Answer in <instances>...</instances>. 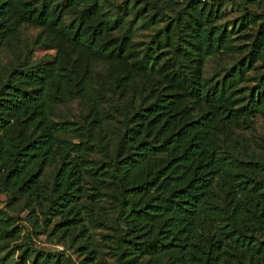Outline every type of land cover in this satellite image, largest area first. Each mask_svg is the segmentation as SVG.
<instances>
[{
	"label": "trees",
	"instance_id": "trees-1",
	"mask_svg": "<svg viewBox=\"0 0 264 264\" xmlns=\"http://www.w3.org/2000/svg\"><path fill=\"white\" fill-rule=\"evenodd\" d=\"M229 1L0 0V48L27 24L34 44L57 50L0 82V193L56 217L51 232L77 241L83 264H108L92 234L102 227L115 264H264V160L236 135L264 117V71L242 85L264 52L256 12L238 17L256 27L248 54L204 75L208 57L239 48L234 24L218 22ZM139 19L154 31L136 45ZM75 98L89 100L81 119L57 118ZM19 236L0 209V251ZM12 255L0 264L70 260Z\"/></svg>",
	"mask_w": 264,
	"mask_h": 264
},
{
	"label": "rangeland",
	"instance_id": "rangeland-1",
	"mask_svg": "<svg viewBox=\"0 0 264 264\" xmlns=\"http://www.w3.org/2000/svg\"><path fill=\"white\" fill-rule=\"evenodd\" d=\"M210 1V0H207ZM231 0L226 4L224 17L218 22L227 25L228 29L231 26L236 27L233 43L239 48H235L232 52L218 53L208 57L204 67V75L221 76L225 69L231 66L236 60L248 54L251 48L253 34L256 27L253 24L238 27V17L245 12H256L258 20H264V0ZM245 6V7H244ZM154 31L153 27H144L142 19L137 21V26L134 31L133 41L136 45L141 44L149 38V35ZM39 33V28L32 25H23L18 36L9 43L0 48V82L5 79L10 68L19 62L31 61L41 62L51 60L56 55V48L45 49L41 45L34 44V40ZM262 57L258 59L257 71L248 72V80L243 82V87L252 86L254 84L256 72L264 71V52ZM93 68L95 71L104 73L106 65L101 62H94ZM96 73V72H95ZM89 107L88 98H75L66 102L58 103L54 106L57 118L80 120ZM118 123L109 125L111 130H117ZM243 147V154L248 157L264 160V117L260 114L252 117L248 127L238 129L236 135ZM74 142L79 140L78 137H72ZM0 209L10 214L14 218V223L20 230V236L17 239L9 242V246L0 251V254H5L8 251L12 252L14 259L18 258L21 249L29 246L40 251L58 253L69 258L68 261L72 264H83L84 255L76 250L77 241H72L68 235H62L61 232H51L53 224L57 218L51 220H43L41 206L36 205L33 211L25 204L18 202L16 205H11L7 202V193H0ZM100 216L104 215V211L97 210ZM105 227L94 229L93 237L95 244L99 246L100 256L102 260L108 264H115L114 260L106 253L105 243L100 236L101 233L108 232ZM28 264H30L28 262Z\"/></svg>",
	"mask_w": 264,
	"mask_h": 264
}]
</instances>
